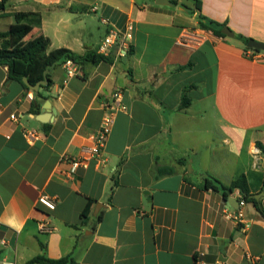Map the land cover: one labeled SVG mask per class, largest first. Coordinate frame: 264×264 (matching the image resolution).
Here are the masks:
<instances>
[{"label":"crops","instance_id":"crops-1","mask_svg":"<svg viewBox=\"0 0 264 264\" xmlns=\"http://www.w3.org/2000/svg\"><path fill=\"white\" fill-rule=\"evenodd\" d=\"M2 1L0 33L27 14L19 24L29 31L13 47L44 36L48 53L99 54L111 30L130 41L122 58L116 45L109 61L76 64L72 74L64 64L50 69L52 85L37 93L0 65V263L44 255L75 264H264L255 205L246 201L247 225H236L227 214L238 208L205 187L211 177L229 186L246 175L264 208V52L243 41L264 43V0H198L199 8L196 0ZM200 17L234 37L202 29ZM116 91L126 110L114 116L107 163L67 179L62 157L92 143ZM165 168L173 172L160 175ZM43 221L52 232L40 231Z\"/></svg>","mask_w":264,"mask_h":264},{"label":"trees","instance_id":"trees-1","mask_svg":"<svg viewBox=\"0 0 264 264\" xmlns=\"http://www.w3.org/2000/svg\"><path fill=\"white\" fill-rule=\"evenodd\" d=\"M199 8L200 2L196 0ZM5 2L0 3V11L5 10ZM27 14H16L17 25L10 28L9 31L0 33V65L8 67L10 78L24 84V78H27L32 85H36L38 82L44 80L45 73L56 66L63 65L67 60L73 61L77 65H81L85 62L98 64L102 61H109L110 58L102 54L95 52H88L84 55H79L71 50L61 48L48 53L50 40L44 36L36 37L30 42L23 43L19 46L13 47L15 41H22L27 35L29 28L26 25H20ZM200 27L204 30L211 31L216 35L223 36L222 26L213 21H207L203 17H200ZM250 39L244 38L243 41L247 45ZM249 50V48H248ZM253 50V49H251ZM255 52H262L253 50ZM49 84L45 88H49L52 85V81L49 79ZM37 96L42 97L41 93ZM189 104V100L184 97L183 106ZM258 147L264 154V143L259 142ZM173 170L171 168H165L160 170V175L171 174ZM207 189L211 188L216 191H221L225 200H229L230 197L236 191H240L247 202H251L255 205L256 209L264 217V208L259 201H256L250 195V188L248 177L246 175L237 176L233 182L226 186L218 179L211 177L206 179ZM89 215V206L82 213L84 220ZM1 253V251H0ZM28 264H75L70 257L54 260L47 258L44 255H39L28 262Z\"/></svg>","mask_w":264,"mask_h":264},{"label":"built area","instance_id":"built-area-1","mask_svg":"<svg viewBox=\"0 0 264 264\" xmlns=\"http://www.w3.org/2000/svg\"><path fill=\"white\" fill-rule=\"evenodd\" d=\"M131 30L132 27H129L128 31ZM129 41L130 34L128 32L122 33L116 30H111L103 40L99 49V54L108 57L110 55V49L117 45L119 48L118 57L122 58L126 55V51L129 47ZM250 55L255 57L254 54ZM64 66L68 69L69 73L72 74L76 64L71 60H67ZM29 97H31V95H29ZM106 109V114L103 118L100 129L97 131V133L91 136L92 143L90 145L83 146L81 148L80 155L77 157L70 158L66 155L62 157V162H66L70 166L69 170L65 173L67 179H73L79 170L88 169L92 161H96L101 165L107 163V158L104 156V150L114 122V116L117 112L126 110V106L122 103L121 91H116L113 94L112 101L106 106ZM11 119H16V116L11 115ZM25 135L31 140H36L40 137V133L36 130H27L25 131ZM234 194L239 201L238 210H235L233 213L227 215L234 221L236 225L244 227L247 225V222L241 208L246 205V200L240 191H236ZM39 202L49 210H54L57 204L54 198L48 196L40 197ZM39 227L42 233H50L53 230L47 221L41 222ZM0 264L15 263L11 261H2Z\"/></svg>","mask_w":264,"mask_h":264},{"label":"water","instance_id":"water-1","mask_svg":"<svg viewBox=\"0 0 264 264\" xmlns=\"http://www.w3.org/2000/svg\"><path fill=\"white\" fill-rule=\"evenodd\" d=\"M159 4H166V5H170V6H173L172 3L166 1V0H157ZM165 1V2H164ZM222 34L226 35V36H229V37H234V34L233 32L228 29L227 27L223 28L222 29ZM247 47L249 49H253V50H258V51H263L264 52V43H261V42H258V41H255L253 39H250L247 43ZM47 74L48 72L45 73V78L44 80L38 82L36 85H32L29 80L27 78H24L23 82L24 84L30 89L32 90L33 92H39L40 88L43 87V86H47L49 84V81H48V77H47ZM189 168H191L192 170V166L189 165ZM257 199V198H256ZM229 204L234 207V208H238L239 206V201L235 198H231L229 199ZM102 205H98L97 208H96V211L98 212L100 207ZM96 215V214H95Z\"/></svg>","mask_w":264,"mask_h":264}]
</instances>
